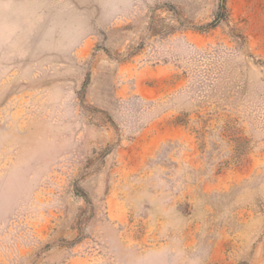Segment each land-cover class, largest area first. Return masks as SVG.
Instances as JSON below:
<instances>
[{"label":"rangeland","instance_id":"374dc122","mask_svg":"<svg viewBox=\"0 0 264 264\" xmlns=\"http://www.w3.org/2000/svg\"><path fill=\"white\" fill-rule=\"evenodd\" d=\"M0 264H264V0H0Z\"/></svg>","mask_w":264,"mask_h":264}]
</instances>
